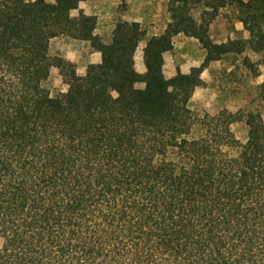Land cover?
I'll use <instances>...</instances> for the list:
<instances>
[{"label":"trees","instance_id":"obj_1","mask_svg":"<svg viewBox=\"0 0 264 264\" xmlns=\"http://www.w3.org/2000/svg\"><path fill=\"white\" fill-rule=\"evenodd\" d=\"M83 0H0V264H264V123L189 107L202 72L239 41L216 45L213 12L233 6L254 53H264V0H168L170 23L145 37L119 21L109 42ZM178 34L202 64L164 75ZM59 37L84 41L101 62L84 76L51 54ZM57 69L65 92L45 87ZM142 85V88H138ZM244 123L245 142L232 126Z\"/></svg>","mask_w":264,"mask_h":264},{"label":"crops","instance_id":"obj_2","mask_svg":"<svg viewBox=\"0 0 264 264\" xmlns=\"http://www.w3.org/2000/svg\"><path fill=\"white\" fill-rule=\"evenodd\" d=\"M167 6L168 0H83L79 3L78 10L72 12V16L73 13H76L74 16L76 17L79 12H82L85 16L95 17L97 25L94 31V37H99L104 43L110 41L112 31L119 21L138 25L145 31V37L138 45L135 53V59L138 54V49H140L139 57L142 62L141 65H143V49L146 42L150 38L162 34L166 30L167 25L170 23ZM219 31H225V23H222ZM209 37L213 41V36L209 35ZM248 39L249 33L244 30L242 23L237 20L233 26V31L229 32L224 41L217 44H226L228 41H239L243 47L242 51L240 53H228L224 55L221 60L212 62L208 65V67L201 74V79L205 85V87L203 86L205 93L210 88V86H208L209 82L207 80L206 73H209L210 69H214L215 65L221 62L223 58L229 56H240L246 52L249 53L248 57H250V55L252 56L257 54L254 53L246 44ZM56 40L57 42L54 43L57 51L56 55L74 64L76 67V73L79 76H84L86 68L89 65H96L101 62L100 53L93 51L88 42L73 40L68 37H59L53 39L51 41V45ZM213 42L216 43L215 41ZM169 55L173 63L181 62L190 64L187 68H184L183 66L178 67L182 74H188L190 69L199 67L205 58V52L201 49L198 41L193 37L184 36L182 34H178L174 37L173 50L164 54V66L167 56ZM140 68L141 71H138L137 68L136 70L138 73L143 74L145 71L144 65L143 68ZM176 69L177 68L173 69V71L171 70L168 79L175 76ZM229 71L230 69L228 72ZM254 80L255 81L253 83H255V85L258 83H264V65L259 66V74ZM195 92L190 101L194 99Z\"/></svg>","mask_w":264,"mask_h":264},{"label":"rangeland","instance_id":"obj_3","mask_svg":"<svg viewBox=\"0 0 264 264\" xmlns=\"http://www.w3.org/2000/svg\"><path fill=\"white\" fill-rule=\"evenodd\" d=\"M51 1V0H46ZM246 1V0H244ZM205 2L194 4L191 6V14L195 19L204 16L206 21H210L208 33L213 36V41L216 45L226 39L229 32L233 31V26L237 22L240 15L237 9L233 6H227L224 9L218 10L212 18L213 12L204 6ZM76 13H73L75 16ZM222 23H225V31H219ZM264 28V27H263ZM61 39V38H60ZM58 39V40H60ZM96 40L101 41L99 37ZM239 40V39H238ZM54 41L51 45V54L56 55V47ZM140 49L135 59V65L138 71H141V59L139 57ZM244 53L240 56H229L215 65L214 69H210L207 74L208 86L210 88L205 93L204 88H198L195 92V97L190 101L189 107L194 116L199 119L212 118L220 111L226 109L232 113L239 112L241 114L253 113L260 117L264 123V83H253L259 74V66L264 65V53L250 55ZM190 64L181 62H172L170 55L165 61L164 71L165 77L169 78L171 70L183 66L189 67ZM230 71L228 72V70ZM45 87L52 97L60 92L66 91V86L62 83L61 76L57 69H52L50 77L45 83ZM138 85V88H142ZM205 87V85H204ZM220 99H219V98ZM234 136L241 142H245L247 138V129L244 123H237L232 126ZM2 236L0 234V246Z\"/></svg>","mask_w":264,"mask_h":264}]
</instances>
